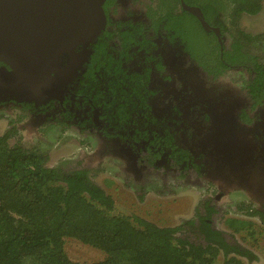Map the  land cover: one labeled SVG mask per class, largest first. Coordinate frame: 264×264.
Wrapping results in <instances>:
<instances>
[{
    "label": "flooded vegetation",
    "instance_id": "flooded-vegetation-1",
    "mask_svg": "<svg viewBox=\"0 0 264 264\" xmlns=\"http://www.w3.org/2000/svg\"><path fill=\"white\" fill-rule=\"evenodd\" d=\"M210 1L225 9L234 5L231 0ZM184 4L199 8L210 29ZM104 9L107 22L101 33L90 44H79L73 54L61 55L56 63L60 73H53L54 85L42 87L40 93L29 85L18 88L16 73L0 61V119L4 112H20L19 118L8 121L7 129L15 133L10 143L19 140L28 146L19 132L30 121L32 129L36 125L42 132L46 127L71 132L82 144L98 145L93 150L99 149L97 152L81 150L76 160H66L87 166L94 181L93 163L109 159L142 186L158 179L166 182L169 177L198 184L204 194L192 218L210 210L212 224L229 242L237 243L230 220H246L258 228L257 220L264 222V194L253 192L249 176L246 178L251 169L232 162L237 155H252L256 164H264V101L254 103L245 88L253 75L252 65L225 62L226 68H213L212 73L199 63L187 42L189 50L179 41L185 36L176 22L170 25L169 21L182 13L191 14L204 31L213 34L220 58L237 27H230V33L222 20L225 9L219 12L215 7L216 14H210V8L200 0H106ZM232 69L247 73L240 90L246 98L219 119L213 108L225 111L222 105L231 102V94L236 91L234 95L240 96L239 89L220 80ZM192 74L206 88L216 90L215 100L221 106L212 105L202 95ZM234 128L254 131L256 141L249 143L256 145L255 149L242 146L233 137ZM45 154L48 165L50 156ZM234 186L249 189L253 201L260 205L240 204L243 210L235 208V215L224 214L229 229L225 230L215 223V216L230 202L227 199L233 196Z\"/></svg>",
    "mask_w": 264,
    "mask_h": 264
},
{
    "label": "trees",
    "instance_id": "trees-1",
    "mask_svg": "<svg viewBox=\"0 0 264 264\" xmlns=\"http://www.w3.org/2000/svg\"><path fill=\"white\" fill-rule=\"evenodd\" d=\"M231 2L235 19L262 9V0ZM252 39L238 29L222 58L218 45L213 59L197 58L212 73L226 68L225 62L252 65L245 88L257 103L264 101V60L247 50ZM14 134L7 129L0 135V264H81L69 258L68 238L105 252L103 259L85 264H218L220 258L222 264H253L257 259L254 250L226 239L212 224L210 210L179 225L160 226L116 213L114 197L93 180L87 166L72 161L48 166L44 152L19 140L10 143ZM229 226L255 235L252 222L230 220ZM186 227L197 233L196 239L184 232Z\"/></svg>",
    "mask_w": 264,
    "mask_h": 264
},
{
    "label": "rangeland",
    "instance_id": "rangeland-1",
    "mask_svg": "<svg viewBox=\"0 0 264 264\" xmlns=\"http://www.w3.org/2000/svg\"><path fill=\"white\" fill-rule=\"evenodd\" d=\"M200 3L206 5L210 8L211 13L215 15L216 10L221 8L219 4L216 6L210 0H200ZM233 6H227L222 15V20L228 25V31L230 27L235 29L243 30L245 33L253 37L247 45V50L251 54L256 56L257 60H264V0H262V9L256 13L251 14L248 12L241 13L237 19H235L233 14ZM214 10V11H213ZM182 16L170 20L169 24L175 23L178 25L179 29L182 31L184 39H179L183 41L186 46V42L190 50L201 59H213L208 54H213L215 50V38L212 33L204 31L196 19L189 13H182ZM210 18V16H208ZM211 19V18H210ZM234 23V25H232ZM230 40V36L228 35ZM187 48V46H186ZM187 48V50H189ZM199 60V61H200ZM196 79V85L203 96H205L212 105H220L216 100V90H211L206 88L198 79L197 75L192 74ZM204 79L206 77L202 75ZM247 79V73H244L242 69H232L228 76L221 78L225 84L233 85V87L238 90L239 95H234L233 92L230 97L231 102L228 105H222L225 109L218 110L217 107L213 108V113L219 115V119L225 115V112H230L233 106H237L236 103L240 102L244 96V93L240 92L243 88L245 81ZM210 84V83H208ZM209 86V85H208ZM226 86V85H225ZM219 100V99H218ZM221 106V105H220ZM237 108V107H236ZM15 109V108H12ZM13 112H4V116L0 119V134H2L8 128L9 120H16L20 116V112L12 110ZM2 112V111H1ZM0 112V114H1ZM30 121H26L23 128L20 130L23 141L27 145L34 146L38 148L39 151L47 153L49 157V166H56L64 163L66 160H76L81 153V150H88L90 152H97L99 149L95 148L98 145L90 143L89 145L80 143L77 136L71 132L62 133L54 128L47 130V127L42 132L41 128L38 129L35 125L34 129L30 126ZM254 131H241L239 128H234L232 131L233 137L243 143L242 146H248L251 150L255 149L256 145L250 144L249 142H255V138L252 136ZM88 163V161H85ZM234 165H244L251 169L249 175H247V180L249 176V183L251 185V190L258 193L260 196L264 194V164H256L253 161L252 155L249 156H235L233 159ZM93 177L99 182L104 188L111 193L115 199L116 213H122L126 215L135 214L150 220L157 225H179L182 224L186 219L192 218L194 215V209L197 202L201 199V194L203 195L202 186L188 182L182 178H168L166 182L162 179H158L157 182L147 184V186H142L138 184L133 179L127 177V175L120 172L119 168L114 164V162L105 160L101 164L97 161L92 165ZM227 172H231L227 169ZM129 179V181H127ZM110 180L113 183H110ZM233 196H230L227 200L230 202L224 203V207L220 214L216 217L215 223L225 230L227 227L224 224V218L226 215H235V208L238 210H243L240 204H252L253 208L259 207L260 202L253 201V194L249 189L244 187H233ZM258 196V197H259ZM226 200V201H227ZM260 228L255 227V235L252 237L245 232H237L236 239L237 242L247 246L248 248L255 251L257 254V259L253 261V264H264V222L257 220ZM184 232L196 239L197 233L188 227ZM262 228V229H261ZM232 234L231 231L228 232ZM230 236V235H229ZM228 236V237H229ZM232 236V235H231ZM246 236V237H245ZM197 240H199L197 238ZM65 250L69 258L75 262L85 264L93 261L101 260L105 257V252L94 246L73 238L66 239ZM218 264H222V258Z\"/></svg>",
    "mask_w": 264,
    "mask_h": 264
},
{
    "label": "water",
    "instance_id": "water-1",
    "mask_svg": "<svg viewBox=\"0 0 264 264\" xmlns=\"http://www.w3.org/2000/svg\"><path fill=\"white\" fill-rule=\"evenodd\" d=\"M105 2L0 0V61L16 73V86L29 85L38 93L53 86L61 55L73 54L79 44H90L105 27ZM184 8L210 29L199 8L187 4Z\"/></svg>",
    "mask_w": 264,
    "mask_h": 264
}]
</instances>
